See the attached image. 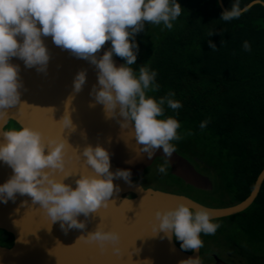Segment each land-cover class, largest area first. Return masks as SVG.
Here are the masks:
<instances>
[{"label": "clouds", "instance_id": "obj_1", "mask_svg": "<svg viewBox=\"0 0 264 264\" xmlns=\"http://www.w3.org/2000/svg\"><path fill=\"white\" fill-rule=\"evenodd\" d=\"M251 7V4L241 7L239 0H235L231 9L221 14L220 20L239 19ZM182 9L178 0H0V122L9 118L8 109L27 105L21 102L23 85L19 66L12 64L11 59L18 57L26 67L45 72L50 55L43 37L50 36L56 46L96 66L98 86H94L92 93L95 101L104 106L107 118L123 117L121 127L134 129L135 140L143 146L139 151L147 153L151 159L155 150L162 148L165 157L171 158L176 152L172 141L183 138L178 131L181 124L173 117H160L165 115V105L173 111L183 105L174 99L172 91L159 99L149 96V92H157L160 88L156 82L158 73L146 65L139 67L137 73L131 66L136 64L139 50L135 36L145 29V24H163L171 30L182 15ZM109 41L110 50L97 58L96 54ZM209 46L216 50L211 41ZM243 48L251 51L247 41ZM114 55L126 63L117 67ZM86 79V71L77 74L76 93L82 90ZM71 100L69 97L68 104ZM60 122L64 129L76 130L68 112ZM207 123L202 122L201 129ZM3 137L6 143H0V161L9 165L14 175L0 185V201L7 203L14 201L17 194L28 195L33 204L41 206L52 223L62 222L61 228L66 233L69 229L86 228V224L77 219L81 214L88 217L110 206L109 198L119 191L114 179L123 178L131 183L130 170L110 171V155L101 146L84 149L83 157L95 175H80L73 188L64 183L70 175L62 180L55 175L66 169L65 150L70 147L66 140L49 138L45 142L44 134L31 127L3 132ZM167 163L165 160L159 172L166 174ZM155 219L158 224L153 231L156 234L164 232L169 239L174 236L184 251L200 250L204 246L201 234L214 235L220 227L213 222V213L208 208L193 210L184 203L158 210ZM81 239L98 243L102 251L111 244L114 251L120 253V248L115 247L121 241L117 231H105L98 225L96 231L78 238ZM142 264H151V261L145 260ZM181 264H201V260L189 258Z\"/></svg>", "mask_w": 264, "mask_h": 264}, {"label": "trees", "instance_id": "obj_2", "mask_svg": "<svg viewBox=\"0 0 264 264\" xmlns=\"http://www.w3.org/2000/svg\"><path fill=\"white\" fill-rule=\"evenodd\" d=\"M252 1L239 3L244 7ZM234 2L223 0L228 10ZM178 3L182 15L173 29L145 24L139 33L137 61L131 67L138 73L139 67L146 65L158 73L160 88L149 96L159 99L172 91L174 99L183 105L176 111L165 105V115L160 118L173 117L180 122L178 131L183 138L172 141L176 151L212 179L214 189L210 193L223 191L218 205H204H234L250 195L264 169V6L256 4L239 19L225 22L220 20L224 11L218 0ZM245 41L251 51L244 50ZM204 121L207 126L201 129ZM12 129L20 127L10 121L5 130ZM164 161L155 162L163 165ZM213 222L220 227L214 235H205V240L213 238L217 249L213 250L219 255L236 257L239 252L250 264L264 263V182L245 211ZM12 243V235L0 230V245L10 247ZM212 248L205 244L208 252ZM229 258L225 259L230 264L240 263Z\"/></svg>", "mask_w": 264, "mask_h": 264}, {"label": "water", "instance_id": "obj_3", "mask_svg": "<svg viewBox=\"0 0 264 264\" xmlns=\"http://www.w3.org/2000/svg\"><path fill=\"white\" fill-rule=\"evenodd\" d=\"M218 2L223 11L228 10L223 0H218ZM249 4L264 6V1L254 0ZM18 39L23 42L22 37ZM43 39L50 55L45 72H40L35 67H26L24 61L18 57H13L10 61L19 66L20 78L29 79L30 83L27 87L23 86L20 89L21 102L27 105H16L8 109L9 118L5 122H0V135L3 137V132H7L5 128L10 121H13L20 128L31 127L41 131L45 142L49 138L66 140L70 145L65 150L66 169L65 172H57L55 175L61 180L70 175L64 179V183L73 188L77 186L76 180L80 179V175H95L91 166L86 164V159L80 157L81 153L78 151L77 156L74 153V148L77 146L79 149L101 146L110 155V171L115 173L117 170H130L131 183L123 178L114 179L113 183L119 191L109 198V207L101 208L97 213L88 217L81 214L77 218L81 222H86V226L91 230L89 233L96 231L98 225L102 226L105 231L119 232L121 241L115 247L120 248V253L117 254L111 244L107 245L105 251H102L98 243H88L84 239L78 240L80 236L89 234H85L83 229L78 231L71 229L67 233L62 230L60 237L63 236L61 237L63 243L59 248L54 241L58 242L60 237L57 240H49L48 243L40 242L38 240L40 234L45 232L48 235L52 228L57 225L61 227L62 222L50 223L51 220L49 218L48 221V216L43 209L37 213L38 209L33 204L32 197L19 194L16 195L14 201L9 200L7 203L0 201V230L10 233L13 237L10 247L0 245V264H41V261L44 264L46 259L43 256L48 257L50 253L41 256V253L45 252L42 244L46 245L45 249L48 252L56 250L50 261L52 264H125L126 260L127 264H142L150 257L151 263L156 264L157 260L154 256L161 249L158 245L161 242L155 237L156 233L152 235L155 239L153 243L147 244L145 238L152 233L151 222L158 224L155 219L158 210L172 209L184 203L193 210L201 207L208 208L215 220L241 213L255 201L264 182V169L258 176L250 195L244 201L226 207H209L184 194L143 185L139 178L155 161L163 159L168 161L167 165L171 175L180 179L185 185L202 191H213L214 189L212 179L198 171L191 161L177 151L169 159L165 157L162 148L155 150L151 159L148 158L147 153L139 151L143 146L135 140L134 129L121 127L120 121L123 117L107 118L104 106L95 101L92 93L94 86H98L96 66L88 60L77 58L70 50L56 46L52 37H43ZM110 48L111 42L109 41L96 54L97 58H101ZM113 60L117 67L124 65L118 56L114 55ZM81 71H86L87 79L82 90L76 93L74 80ZM69 97H72V100L68 104ZM67 112L71 116L75 131L70 128L64 129L60 122ZM75 140L76 142L82 140V142L73 147L72 143ZM0 164V185H3L14 175V171L3 161H0ZM128 198L129 200L125 201ZM148 211L150 214H147ZM36 215H43L44 219L37 220ZM106 225L108 227H105ZM166 242L167 252L171 253L169 256L166 252L165 258L162 257L166 260V264H179L189 258L198 257L201 264H228L217 255H213L212 263L203 261L200 250L196 252L182 250L174 236L171 239L167 237ZM71 247L76 249L75 253L71 252ZM147 253H152V256L148 257ZM144 254L147 255L143 256Z\"/></svg>", "mask_w": 264, "mask_h": 264}, {"label": "rangeland", "instance_id": "obj_4", "mask_svg": "<svg viewBox=\"0 0 264 264\" xmlns=\"http://www.w3.org/2000/svg\"><path fill=\"white\" fill-rule=\"evenodd\" d=\"M140 36L141 35L139 33L135 36V42L136 43H138L140 41ZM122 61L124 62V64L126 63L124 59H122ZM181 147H184V146L182 145ZM184 148L186 150H189V151L193 150L192 146H185ZM190 148H191V150H190ZM194 165H196V164H194ZM160 166L161 165L159 164V162H155L149 169L146 170V172H144L143 176L139 180L145 186L155 187V188L157 187V188H160L163 190H168L171 192L184 194V195L189 196V197H191V198L195 199L196 201H199L203 204H217L218 205V203H220L219 196L223 193V191L219 192L220 194L217 192L216 193H209V192L203 193V192H200L199 190L194 189L191 186H188L185 184L180 185L179 182H177V180H175V179L171 178V176H169L168 172H170V169L168 167H167L166 174L159 172ZM195 167L197 168V165ZM197 170L200 171V169H198V168H197ZM227 206H230V205H227ZM176 241L179 245H181L180 241H178V240H176ZM223 247L224 246L221 245L220 248H223ZM205 253H209L208 249H205ZM205 253H204L205 258L203 256L202 260L205 262H208V263H212L213 262L212 256H210L209 254H205ZM237 253L235 254L236 257H232V255H231V258H237V260L239 259L240 261L239 260L238 261L240 263H238V264H247V263L250 264V261H246L245 260L246 258L242 257L239 252H237ZM226 254L228 255V253H226ZM262 264H264V263H262Z\"/></svg>", "mask_w": 264, "mask_h": 264}, {"label": "bare ground", "instance_id": "obj_5", "mask_svg": "<svg viewBox=\"0 0 264 264\" xmlns=\"http://www.w3.org/2000/svg\"><path fill=\"white\" fill-rule=\"evenodd\" d=\"M20 80H21V83H22V85L23 86H26L27 87V85H29V83H30V81H29V79H27V80H25V78H20ZM35 124V123H34ZM5 140V138L4 137H1V135H0V143H6V141H4ZM80 142H82V140H79L78 142H76V140H75V142H73L72 143V145H73V147L74 146H76L77 144H79ZM70 143H71V141H70ZM94 147V146H93ZM74 150H75V154H76V156L78 155V151L81 153V158H85L86 159V157H82L83 156V151H84V149H79V147L77 146V147H75L74 148ZM80 158V159H81ZM80 162H81V160H80ZM1 165V164H0ZM3 167V166H2ZM146 172V171H145ZM143 176V175H142ZM141 176V177H142ZM6 177H8V176H6ZM5 177V178H6ZM140 177V178H141ZM9 178V177H8ZM11 178V177H10ZM139 178V179H140ZM140 181V180H139ZM142 183V182H141ZM143 184V183H142ZM144 185V184H143ZM17 195H19V194H17ZM35 207H36V209H38V212L37 213H39V211H40V209H42L41 208V206L40 205H38V204H35ZM146 209V208H145ZM147 211V210H146ZM146 214V213H145ZM147 214H150L149 213V211H148V213ZM36 217V219L37 220H41V219H44V217H43V215L42 216H38V215H36L35 216ZM47 219H48V221H49V217H47ZM50 223H52V221H50ZM56 223H60V222H56ZM86 223V222H85ZM155 224H157L156 222H154V221H152L151 222V227H152V233L149 235L148 234V232H147V237L145 238L146 239V242H147V244L148 243H153V240H155L154 239V237H152V235L153 234H155V232L153 231V227H154V225ZM57 225V224H56ZM67 227V226H66ZM105 227H108V225H106ZM74 229V228H73ZM63 229L61 228V227H59V225H57V227H54V228H52L51 229V233L49 232L48 233V235H46L45 234V232H44V234H40V237H39V241L41 242V241H45V243L47 242H49V240H51V241H53L54 239L55 240H57V239H59V237H60V234L63 232L62 231ZM69 230H71V229H69ZM68 230V231H69ZM79 229H74V231H78ZM84 230V232H85V234L86 233H89V232H91V230L89 229V227L88 226H86V228L85 229H83ZM67 231V232H68ZM83 232V233H84ZM36 233V232H35ZM82 233V234H83ZM65 234V233H64ZM81 234V233H80ZM61 237H63V236H61ZM61 237H60V239L58 240V242H56V241H54L55 243V245L56 246H58V248L62 245V240H63V238L61 239ZM155 237H157V239L161 242V244L159 243L158 245L160 246V248L161 249H159V251H158V254L156 255V256H154V258H156V260H157V263L156 264H166V260L164 259L163 260V256H164V258H165V256H166V252H167V242H166V239H167V236H166V234L164 233V232H159ZM33 239H34V236H33ZM166 242V243H165ZM44 243V242H43ZM53 244V245H54ZM54 245V246H55ZM42 246H43V250L45 251L44 253L42 252L41 253V256H43L45 253H51L50 254V256H48V257H45V256H43L46 260H45V262H44V264H52L50 261H51V259H53V253H54V251H56V250H54V251H51V252H48L47 251V249H45L46 248V245L45 244H42ZM55 249V248H54ZM40 250V249H39ZM71 252H73V253H75L76 252V249L74 248V247H71ZM33 251H34V249H33ZM50 251V250H49ZM163 254H162V253ZM62 253V252H61ZM148 254V257L149 256H152V253H147ZM147 254H144L143 256H145V255H147ZM167 254H168V252H167ZM61 255V254H60ZM169 256H171V253H169L168 254ZM67 258H68V256H67ZM83 258V257H82ZM151 258V257H150ZM150 258H148L147 260H149ZM151 261V260H150ZM39 263V262H38ZM61 263V262H60ZM41 264H42V261H41ZM125 264H127V260H126V263ZM152 264V263H151ZM155 264V263H154ZM168 264V263H167ZM170 264H172V263H170ZM179 264H181V262H179Z\"/></svg>", "mask_w": 264, "mask_h": 264}, {"label": "flooded vegetation", "instance_id": "obj_6", "mask_svg": "<svg viewBox=\"0 0 264 264\" xmlns=\"http://www.w3.org/2000/svg\"><path fill=\"white\" fill-rule=\"evenodd\" d=\"M195 189V188H194ZM197 190V189H196ZM200 192H212V191H202V190H199ZM191 198V197H190ZM216 220V219H215ZM201 239H202V241H203V243H204V246L200 249V254H201V259H202V257L204 256V258H205V255H204V253H205V244H207V245H213V248H212V252H209V253H205V254H209L210 256H212V259H213V261H214V258H213V255H219L218 254V252H216L215 250H213V249H216V245L213 243L214 242V240H213V238L212 239H206L205 240V234H201ZM217 250V249H216ZM231 255L230 254H228L226 257L222 254H220L219 255V257L220 258H222L223 260H225V258L228 260H231L229 257H230ZM227 260H225L228 264H230L229 263V261H227ZM232 260H233V258H232Z\"/></svg>", "mask_w": 264, "mask_h": 264}]
</instances>
